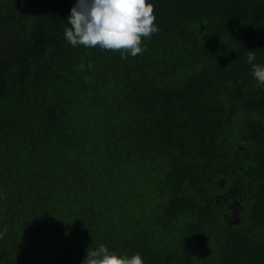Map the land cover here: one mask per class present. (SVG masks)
<instances>
[{
    "label": "trees",
    "instance_id": "16d2710c",
    "mask_svg": "<svg viewBox=\"0 0 264 264\" xmlns=\"http://www.w3.org/2000/svg\"><path fill=\"white\" fill-rule=\"evenodd\" d=\"M144 51L73 47L76 0H0V264H264V0H151Z\"/></svg>",
    "mask_w": 264,
    "mask_h": 264
},
{
    "label": "clouds",
    "instance_id": "9594fccd",
    "mask_svg": "<svg viewBox=\"0 0 264 264\" xmlns=\"http://www.w3.org/2000/svg\"><path fill=\"white\" fill-rule=\"evenodd\" d=\"M151 0H76L65 28V39L73 47L99 46L104 50H120L121 57L136 56L144 51L142 38L159 31ZM255 51L247 52L253 77L264 85V65L254 63ZM82 264H145L139 252L129 256L101 244L87 250Z\"/></svg>",
    "mask_w": 264,
    "mask_h": 264
}]
</instances>
